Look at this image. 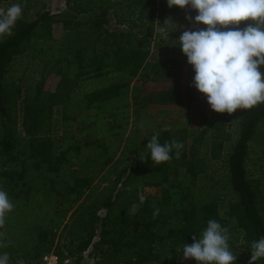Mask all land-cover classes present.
I'll return each mask as SVG.
<instances>
[{"label": "trees", "instance_id": "16d2710c", "mask_svg": "<svg viewBox=\"0 0 264 264\" xmlns=\"http://www.w3.org/2000/svg\"><path fill=\"white\" fill-rule=\"evenodd\" d=\"M2 1L4 9L22 5ZM64 5L39 8L32 19L22 14L13 34L0 40V190L13 204L0 227V242L7 245L0 254L9 253V264L20 259L36 264L48 252L82 264L86 251L92 264H180L183 252L177 250L192 244L193 235L199 237L214 219L229 229L235 264H248L251 243L264 236L263 197L247 166L250 142L264 124V103L237 109L234 129L226 113L201 114L203 128L190 144L187 127L178 138L162 132V144L171 139L183 144L179 159L173 152L171 161L154 165L148 142H138L130 159L128 137L114 160L132 106L181 105L191 119L202 110L204 94L192 86L195 73L177 41L192 26L186 19L192 12L167 8V0ZM51 74L58 82L47 91ZM165 82L173 85L160 87ZM225 143H232L230 150L219 153ZM210 153L214 164L206 158ZM150 170L157 179H145ZM145 187L156 188L129 215ZM154 205L160 210L155 219ZM25 211L37 213L39 222L20 242L25 230L17 216Z\"/></svg>", "mask_w": 264, "mask_h": 264}, {"label": "clouds", "instance_id": "9594fccd", "mask_svg": "<svg viewBox=\"0 0 264 264\" xmlns=\"http://www.w3.org/2000/svg\"><path fill=\"white\" fill-rule=\"evenodd\" d=\"M167 5L190 8L197 13L195 17L186 16L195 30L186 29L177 41L195 73L192 86L204 94L211 109L232 114L237 109H251L264 103V74L260 71L264 66V0H167ZM22 12L20 4L0 8V40L13 34ZM160 31L163 33L165 29ZM146 148L153 164L160 165L171 161L173 152L179 159L183 144L176 139L162 144L157 133ZM148 156L140 158L146 162ZM143 203L141 197L140 203H133L128 214L135 215ZM153 207L155 219L160 210ZM12 210L8 193L0 190V227L5 223V214ZM229 239V229L209 219L202 234L193 235V243H185L177 251L183 252L184 260L194 259L197 264H235L237 256L230 251ZM6 246L0 242V248ZM250 249L248 264H257L264 258V236L254 240ZM9 261V253L0 254V264H9ZM17 264L24 261L20 259Z\"/></svg>", "mask_w": 264, "mask_h": 264}, {"label": "rangeland", "instance_id": "374dc122", "mask_svg": "<svg viewBox=\"0 0 264 264\" xmlns=\"http://www.w3.org/2000/svg\"><path fill=\"white\" fill-rule=\"evenodd\" d=\"M18 1V0H15ZM22 2V7H23V3L26 0H21ZM66 0H31V2H29V4L26 5V7L24 6L23 12L22 14H26L27 19H32L33 17L36 16V11L40 8H44L46 6H51L50 10L54 11L56 9V6H60L61 8H65L64 2ZM8 3V2H7ZM6 4L5 1H2L0 3V8H3V5ZM168 8V6H166ZM190 9V8H189ZM191 16L195 17V15L197 14L195 11L191 10ZM246 23H250V21L248 22H242V24H246ZM191 29H194V26L192 25L190 27ZM60 26L55 25L54 26V32L55 35H59L60 34ZM155 54L156 52L152 51V54L150 56V59L153 60L155 59ZM261 71V70H260ZM262 74H264V71H261ZM58 82V77L55 75H49L45 81V85H44V90L47 91H53L57 85ZM180 88L182 90L186 89V84H187V69L186 67H182L181 70V83H180ZM165 84L163 83L162 85H160L161 87H163ZM213 110L211 109L210 105L207 102L206 97L204 96V103H203V108L200 111H194V115L193 118L191 119L192 124L191 126L194 129V137H196L200 132L201 129L203 128L202 125L198 124V122L200 121V116L201 114H203L205 117L207 118H211L213 115ZM225 114V113H224ZM225 119L228 121L227 123H230V127L229 129H234L236 122H237V117L235 113L232 114H228L226 113L225 115ZM225 120V121H226ZM263 123V122H262ZM262 123L259 125V127L257 128L251 142H250V147H249V151H250V155H249V162H248V171H249V178L251 179V182L253 184L254 187L257 188V190L260 192L262 198V208L264 209V124L262 125ZM202 127V128H201ZM20 130H22L20 128ZM232 132V131H231ZM208 137V135H207ZM212 144V142H210ZM187 144H190V142H187ZM232 143H225V145L223 146V148H221V150H218L219 153L222 152H226L228 150H230V145ZM196 146V145H195ZM219 155V154H218ZM211 153L210 155L206 156V158H209V163L210 164H214L216 161H214L211 157ZM217 165H219V163H216ZM208 180H204L203 182L206 183ZM201 185V184H200ZM199 185V186H200ZM156 188V187H155ZM155 188H147L145 190H143L141 192V197L144 198V195L146 193L148 194H152L153 190ZM226 204H224V207H222L221 211V215H224L226 212ZM100 214H103L102 212ZM262 216L264 219V210L262 211ZM18 217V224L20 225V228H23L25 231H21V237H20V242L29 239L31 236V231L30 229L27 228H31L33 227L36 223H38L39 221H37L36 218H39V215H37V213L30 214L28 212H21L19 213ZM35 220V221H34ZM12 221V220H10ZM32 222V223H31ZM8 224H10V222H8ZM26 228V229H25ZM30 231V232H29ZM89 251H86L83 254V261L82 264H92V258L91 256H89ZM180 264H192V261L190 259L188 260H181Z\"/></svg>", "mask_w": 264, "mask_h": 264}, {"label": "crops", "instance_id": "0c3cea01", "mask_svg": "<svg viewBox=\"0 0 264 264\" xmlns=\"http://www.w3.org/2000/svg\"><path fill=\"white\" fill-rule=\"evenodd\" d=\"M133 83H135V80L132 81L131 85ZM164 84L165 86L173 85L171 82H165ZM188 119L189 121L186 124V120ZM191 124V118H187L185 111L181 107V105L148 104L145 108H141L140 105H137L135 107L132 106L130 109V123L126 132L124 133L123 138L120 140L121 146L118 153L114 157V160L118 157L119 153L123 149L124 142H126V138L128 137L132 138L133 145L132 156H130V159L133 158V153L138 142H149L151 137L157 133H159L160 137V135H162V132H170L178 138L179 135L183 134L184 129H186L187 127L190 131V139L188 141L193 142L195 137L194 129ZM209 134L210 133H208V135ZM182 142H184V140ZM157 178L158 175L153 173V171L151 170L148 171L145 175L146 180H155ZM147 188L149 189L150 187H145L142 189V191ZM141 192L139 193V197H141Z\"/></svg>", "mask_w": 264, "mask_h": 264}, {"label": "built area", "instance_id": "2783aa9c", "mask_svg": "<svg viewBox=\"0 0 264 264\" xmlns=\"http://www.w3.org/2000/svg\"><path fill=\"white\" fill-rule=\"evenodd\" d=\"M36 264H78L73 258H66L62 261L53 252L42 254Z\"/></svg>", "mask_w": 264, "mask_h": 264}]
</instances>
